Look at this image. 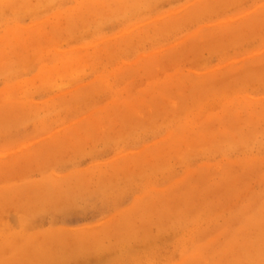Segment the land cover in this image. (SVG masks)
Returning <instances> with one entry per match:
<instances>
[{"label":"rangeland","instance_id":"1","mask_svg":"<svg viewBox=\"0 0 264 264\" xmlns=\"http://www.w3.org/2000/svg\"><path fill=\"white\" fill-rule=\"evenodd\" d=\"M0 264H264V0H0Z\"/></svg>","mask_w":264,"mask_h":264}]
</instances>
